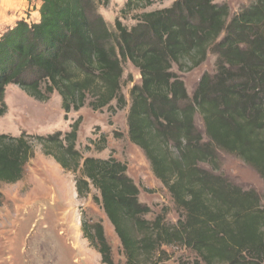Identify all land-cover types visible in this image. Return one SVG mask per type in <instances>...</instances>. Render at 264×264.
Masks as SVG:
<instances>
[{
    "label": "trees",
    "instance_id": "trees-1",
    "mask_svg": "<svg viewBox=\"0 0 264 264\" xmlns=\"http://www.w3.org/2000/svg\"><path fill=\"white\" fill-rule=\"evenodd\" d=\"M39 1L37 21L18 20L0 35V117L10 84L41 102L56 92L65 119L88 94L94 109L112 102L121 109L127 105L123 63L130 62L141 82L129 90L128 137L180 215L174 224L163 215L146 219L151 208L139 201L127 165L112 155L83 157L76 149L80 117L66 132L0 134V183L22 178L34 140L75 174L78 197L92 188L98 192L93 200L114 227L124 264H168L165 245L191 249L197 258L190 264H264L261 194L222 173L219 158V151L235 155L264 181V0L231 17L226 3L172 0L168 7L135 14L130 28L116 17L114 29L98 12L109 0ZM152 3L126 0L120 14ZM211 49L216 70L204 72L189 95L172 65L195 68ZM186 61L191 64L184 68ZM99 141L102 150L103 135ZM81 230L102 264H116L100 221L83 220Z\"/></svg>",
    "mask_w": 264,
    "mask_h": 264
},
{
    "label": "rangeland",
    "instance_id": "rangeland-1",
    "mask_svg": "<svg viewBox=\"0 0 264 264\" xmlns=\"http://www.w3.org/2000/svg\"><path fill=\"white\" fill-rule=\"evenodd\" d=\"M213 1L226 3L231 17L256 0ZM125 2L109 0L106 5L98 7V12L111 29H114L116 17L130 28L136 22L135 14L168 7L172 0H153L146 8L120 14ZM39 6V0H0V35L18 20L37 21ZM216 58L211 49L206 59L195 68L179 70L176 64L172 65V70L184 81L189 95L204 72H215ZM184 63V68L191 64L188 61ZM140 82L138 69L130 62H124L122 92L127 100L125 107L117 108L112 102L111 107L94 109L88 94L84 105L77 111L66 113V119L61 98L56 92L47 101L41 102L10 84L5 90L7 108L0 117V134L18 136L22 132L29 135L66 132L80 117L76 139V149L80 154L98 158L112 155L125 163L128 175L139 188V201L151 208L145 218L152 220L156 215H163L166 223L174 224L179 218V209L167 188L153 174L144 152L128 137L129 90ZM195 122L202 129L199 114L195 115ZM102 135L106 144L98 150ZM31 147L33 157L25 164L22 178L15 183H0V264H102L100 254L83 235V220L101 222L114 262L124 264L121 242L114 227L101 205L93 200L94 195L99 196L98 192L92 188L86 197H78L75 174L63 169L52 156L46 155L36 141L31 142ZM219 158L220 171L243 188L256 189L261 194L264 207V181L258 173L235 155L219 151ZM202 166L209 167L207 164ZM162 250L168 264H190L197 258L191 249L180 245H165Z\"/></svg>",
    "mask_w": 264,
    "mask_h": 264
}]
</instances>
